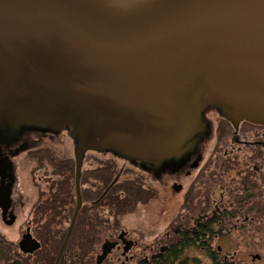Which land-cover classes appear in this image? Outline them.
<instances>
[{
    "label": "water",
    "instance_id": "water-1",
    "mask_svg": "<svg viewBox=\"0 0 264 264\" xmlns=\"http://www.w3.org/2000/svg\"><path fill=\"white\" fill-rule=\"evenodd\" d=\"M205 109L264 125V0H0V112L75 144L77 206L55 264L86 153L160 173L207 136Z\"/></svg>",
    "mask_w": 264,
    "mask_h": 264
},
{
    "label": "flooded vegetation",
    "instance_id": "flooded-vegetation-1",
    "mask_svg": "<svg viewBox=\"0 0 264 264\" xmlns=\"http://www.w3.org/2000/svg\"><path fill=\"white\" fill-rule=\"evenodd\" d=\"M29 95L32 99L33 95ZM203 114L205 121H210L208 134L202 138L195 153L185 157L176 166L171 164L165 167L160 173L139 166L153 174L156 179L169 174L171 178L178 180L174 175L183 173L187 180L184 191L185 209L189 212L185 219L186 224L180 230H174V234L179 236L177 243L168 233L165 245H152L141 250V255L145 256L140 264H188L187 257L179 261L180 256L185 249L195 247L203 250L212 264H246V257H252L254 261L261 259L259 255L252 256V253H249V246L253 242L264 243V125L245 121L234 124L225 118L224 122H220V114L215 109L206 110ZM12 120L10 112H0V222L10 228H15L20 223L21 228L25 223L28 225L18 240H9L0 232V260L6 264H55L71 223L57 252L52 253L53 247L49 248L47 245L50 232L48 223H38L40 227L33 230L32 227L36 224L24 218L26 210H31L32 207L27 206L29 197L19 189L18 159L35 149L36 144L31 142V136L59 134L62 131L57 133L30 127L15 131ZM209 151L210 154L206 157L205 153ZM46 156L47 153L44 154V159ZM53 183L49 184L50 190ZM174 189L181 191L178 185H174ZM50 190L46 188L38 194L33 204L37 207L36 210L34 208L35 218L47 217L46 202ZM38 209L40 210L37 214ZM78 223L79 217L68 245L75 243L74 232ZM27 236L39 245L37 250L31 252L33 245L24 244ZM114 237L105 238L95 264H98V258L103 255L106 243L115 246L101 264H105L115 253L124 259L121 264H127L134 259L131 254L139 248V241L131 239L126 231H121ZM156 239L155 242L158 241ZM235 242L247 244L246 250H225ZM214 243L218 245L216 249ZM236 245L237 243L234 247ZM76 248L77 251L80 250L79 245ZM65 253L60 264H67ZM76 264L84 263L80 262L78 257Z\"/></svg>",
    "mask_w": 264,
    "mask_h": 264
},
{
    "label": "rangeland",
    "instance_id": "rangeland-1",
    "mask_svg": "<svg viewBox=\"0 0 264 264\" xmlns=\"http://www.w3.org/2000/svg\"><path fill=\"white\" fill-rule=\"evenodd\" d=\"M206 110L209 109H205L204 111ZM218 119L220 122L225 121L223 117H221V114ZM208 123L210 124L209 120ZM35 141H37V143ZM31 142L36 144L34 147L35 149L18 159L20 178L19 189L25 192L26 197H29L27 206L29 205L32 207L31 210H26L24 218L27 221L32 220L36 224V226L32 224L33 230L40 227L38 223H48L50 232L47 238V245L49 248L53 247V251L50 249L49 251L56 253L60 246L59 242L63 239L65 230L68 229L71 223L73 212L76 207L75 144L68 130H63L59 134L47 133L42 136L33 135L31 136ZM45 153H47L46 159L43 157ZM209 154L210 151L206 152L205 156L208 157ZM50 159H54L53 161L57 163L67 160L71 163L73 162V170L69 172L71 174V176L69 175L71 198L68 200L69 202L65 204V207H61L63 211L61 216L57 215L55 217L53 213L49 212L46 218L38 219L34 216V208L36 210L37 207L33 205L37 200L38 194L46 188L50 190V182H56L65 178L56 173V168L51 164ZM107 166L114 167L113 171L115 172L110 183L111 186L108 187L97 177L99 174L97 171ZM174 176H176L178 180L171 178L169 174L165 175L163 178L156 179L153 174L142 170L139 166L123 161L110 153L103 154L89 151L84 158L81 177L82 196L84 199L82 210L85 208H96L95 211L103 216L104 228L102 227L103 230L100 231L101 233L96 234L94 229H89L88 226H85V222H87L86 225L93 224L92 226H95L96 222L91 218L86 221V218L83 219L82 215L79 220L80 227L78 231L76 228L74 232V234L77 232L74 238L75 243H70L66 249L65 260L67 264H76L78 257L79 261L84 264H95L96 257L100 254L101 246L104 244L105 238L110 236H115L114 238H116L121 231L128 232L131 239L139 241V248L134 250L131 254L134 256V259L127 264H140L145 256L141 255V250L143 251V249L149 248L152 245H165L168 233L176 242L179 236L174 234V230H180V228L186 224L185 219L189 216V212L185 209L184 191L187 181L185 175L181 173ZM132 181L136 182L137 185L139 184L138 186L141 187V192H138L136 197L129 194H122L121 198L119 197L120 200L127 201L126 206H122V212L116 218V214L118 213L117 209L107 204L106 201L101 202V197H104L110 192L114 186ZM174 185L180 186L181 191L175 190ZM52 186L53 184L51 187ZM55 189L56 186L54 190ZM98 196L101 197L98 198ZM20 224L17 226L15 225V228H10L0 222V232L8 237L9 240H18L21 237L20 235L25 233L28 225L25 223V226L21 228ZM65 225H67V229L63 228ZM20 228L22 229L21 232L19 231ZM155 239L158 241L155 242ZM236 243L237 245L234 247ZM77 245H84V251L83 248H79L80 250L77 251ZM245 245L247 244L235 242L230 245V248H224L226 251L228 250L230 252L234 250L245 251ZM213 246L214 249L218 247L216 243H214ZM77 252L79 253L78 256L76 255ZM249 253H252V256L259 255L261 259L254 261L252 257H246V264H264V243H250ZM186 257L188 259V264H212L207 254L200 248L185 249L179 261L186 259ZM118 259L121 260L119 261ZM2 261L3 260H0V264H6L2 263ZM123 261L124 259L121 258L118 253H115L108 258L105 264H121ZM176 264H179V262Z\"/></svg>",
    "mask_w": 264,
    "mask_h": 264
},
{
    "label": "trees",
    "instance_id": "trees-1",
    "mask_svg": "<svg viewBox=\"0 0 264 264\" xmlns=\"http://www.w3.org/2000/svg\"><path fill=\"white\" fill-rule=\"evenodd\" d=\"M50 160H51V164H53L56 168V173L58 175H62V177H65L63 178V180H58L53 183V186L50 190V194L48 196V201L46 202L47 213L49 212L53 213L54 216L56 217L57 215L61 216V214L63 213L61 207H65V204H67V202H69L68 200L71 198V194H70L71 185L69 182V175L71 176V174L69 172H72L73 170V167H72L73 162L71 163L70 161L67 160V161L57 163L56 161H53L54 159H50ZM113 170H114V167L107 166L103 168L102 170L97 171V173H99L97 177L99 178L100 181H103V184H105V186L107 187L110 186L111 180L115 174ZM138 185L136 184V182H133V181L128 182L126 184L116 185L104 197L98 196V198L101 197V202L106 201L107 204L112 205L115 209H117L118 211V213L116 214V218H117L118 215L122 212V206H126V201H127V200L122 201L119 199V197L121 198L122 194H126V195L129 194V195H133V197H136L138 195V192H141L140 191L141 187ZM55 186H56V189L54 190ZM95 209L96 208H85L84 210H82L79 216V220L82 215H83L82 216L83 219L86 218V221L89 218L93 219V221H95L97 225L96 224L95 226H92L93 224L86 225L87 222H85V226H88L89 229H94L95 233L99 234L101 233L100 231L103 230L102 227H103L104 221L102 220L103 216H101L99 212H96ZM39 210L40 209L37 210L36 212L37 214L39 213ZM79 227H80V223H78L77 225V231ZM63 228L67 229V225H65ZM65 234H66V230H65ZM65 234L63 236V239L65 237ZM76 234L77 232L75 233V235ZM61 241L59 242L60 244H61ZM181 247H184V246H181ZM82 248L84 251L85 246L81 245L80 249ZM182 264H185V262H183Z\"/></svg>",
    "mask_w": 264,
    "mask_h": 264
}]
</instances>
